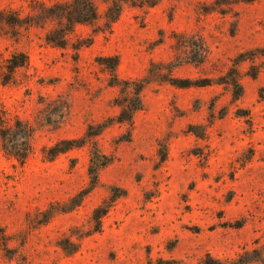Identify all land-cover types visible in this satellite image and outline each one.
<instances>
[{"label": "rangeland", "instance_id": "374dc122", "mask_svg": "<svg viewBox=\"0 0 264 264\" xmlns=\"http://www.w3.org/2000/svg\"><path fill=\"white\" fill-rule=\"evenodd\" d=\"M71 1L0 0L2 125L32 130L22 164L0 139V264H264V0H93L65 32Z\"/></svg>", "mask_w": 264, "mask_h": 264}, {"label": "trees", "instance_id": "16d2710c", "mask_svg": "<svg viewBox=\"0 0 264 264\" xmlns=\"http://www.w3.org/2000/svg\"><path fill=\"white\" fill-rule=\"evenodd\" d=\"M152 5V4H149ZM114 9V11L112 10ZM47 17H52L53 15L57 18L64 19V30L65 32L71 31L73 26L75 24H91L96 19V12L94 10L93 0H72L71 3L68 5V7L61 8L57 12H53L51 10H48ZM119 13V5L115 2H112L110 4V7L107 8V10L104 13L105 18V25L109 28V26L117 19ZM63 32L62 34L64 35ZM63 35L56 34L55 37L46 38V42L52 46L63 48L64 47V39ZM11 63L10 70H13L17 67H20L25 64V58L22 59L20 62H16L15 59L9 61ZM117 65V60L114 59L111 61L110 66H108V71L112 76L115 75V67ZM10 78H5L1 80V83H6ZM115 85V84H111ZM140 87L138 86L135 88V94L133 96L132 101H127L126 104L121 105V113L119 116L116 117V122L118 123H130L131 122V113L138 109L140 107L139 102V91ZM3 116H0V139H1V149L3 153L15 159L20 164L24 162V160L27 158L31 151L30 147V138L32 135L31 128L27 125V123L15 119L14 123L8 126L2 125L3 123ZM60 143V142H59ZM59 143L55 144L53 147H51L50 150H52V156L58 155L60 153L65 152L66 150H69L73 147H76L77 144H75L74 141H67L66 146L60 147ZM62 143V142H61ZM98 157L102 160H98ZM105 156L100 154L99 151L92 147L91 150V157H90V163L88 166V175L90 177V186L89 188H92L97 183V173L100 167L104 166L107 163V160L104 161ZM86 194V192H81L76 196L77 200L75 202V206L78 205V203L81 201L82 197ZM118 194L114 195L109 199V203L114 201L116 197H119ZM63 211V210H61ZM107 210H103L100 206L96 207L92 210V219L94 221L93 228L90 229V234L94 232L100 231V218L106 213ZM61 247L62 244L59 243ZM78 249V244H72V248H70L66 253L71 254L74 253ZM64 250V248H63Z\"/></svg>", "mask_w": 264, "mask_h": 264}]
</instances>
